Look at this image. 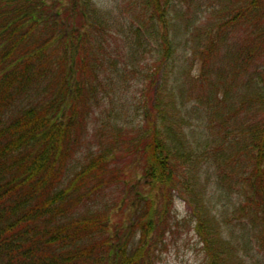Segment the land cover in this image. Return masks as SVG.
<instances>
[{
    "label": "trees",
    "instance_id": "16d2710c",
    "mask_svg": "<svg viewBox=\"0 0 264 264\" xmlns=\"http://www.w3.org/2000/svg\"><path fill=\"white\" fill-rule=\"evenodd\" d=\"M195 1L145 0L132 45L94 0H0V264H155L176 198L208 264H264V0ZM147 55L158 115L127 139L116 119L93 149L100 98ZM132 149L146 190L117 227Z\"/></svg>",
    "mask_w": 264,
    "mask_h": 264
},
{
    "label": "rangeland",
    "instance_id": "374dc122",
    "mask_svg": "<svg viewBox=\"0 0 264 264\" xmlns=\"http://www.w3.org/2000/svg\"><path fill=\"white\" fill-rule=\"evenodd\" d=\"M201 1L196 0L193 9L199 7ZM94 3L103 11L111 12L112 15L123 18L126 24L124 31L127 33L121 35V40H124V42L129 40L132 45L135 44L136 38L127 27L132 21L137 24L138 16L145 14V0H94ZM201 10H204V8ZM205 14L207 16L208 13ZM154 57L157 59L158 56L154 55ZM127 60L128 69L124 66L120 68L121 73L115 78V89L110 88L100 98L96 114L91 119V127L95 128L91 131L89 139L92 141V148L99 144L100 136L109 132V127H112L116 119L119 118V120L121 119L122 122L126 123L128 133L125 136L127 139L140 127L146 125L148 116L158 115L156 110L153 111L151 108L154 102L157 108H160V78L154 73L157 64L151 60L150 55L141 56L137 59L128 58ZM194 65L199 70L200 65H202L199 58L196 59ZM191 75L197 78L198 72H193ZM155 77L156 82L159 81L158 95L155 92L156 86L152 87L150 84V80ZM195 102H198V100H195ZM146 112L149 113L147 117ZM132 150L135 152L134 155L132 151L128 150L116 152L118 157L115 161L120 165L122 173V176H120L122 182H124V185H120L115 194L111 195L113 196L111 204L114 208L111 212L112 219L117 227L126 224L128 214L135 211L130 204H128L126 211H121V206H123L121 200L128 196L125 193L131 191L132 198H134V195H137L135 193L141 194L146 190L145 179H143L144 162L136 153L138 151ZM84 153L87 155V152ZM224 204L227 205L226 203H219L220 212H222ZM174 213L175 217L171 223L172 230L160 239L155 264H208L205 250L202 248L203 245L195 231V223L191 218L192 214L183 200L176 198Z\"/></svg>",
    "mask_w": 264,
    "mask_h": 264
}]
</instances>
